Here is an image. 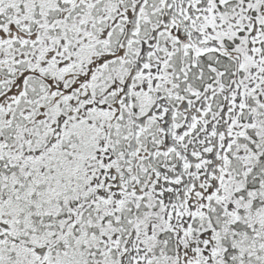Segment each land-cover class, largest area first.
I'll return each mask as SVG.
<instances>
[{
	"label": "snow or ice",
	"instance_id": "obj_1",
	"mask_svg": "<svg viewBox=\"0 0 264 264\" xmlns=\"http://www.w3.org/2000/svg\"><path fill=\"white\" fill-rule=\"evenodd\" d=\"M0 264H264V0H0Z\"/></svg>",
	"mask_w": 264,
	"mask_h": 264
}]
</instances>
